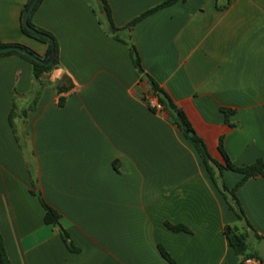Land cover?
<instances>
[{
  "label": "crops",
  "instance_id": "obj_1",
  "mask_svg": "<svg viewBox=\"0 0 264 264\" xmlns=\"http://www.w3.org/2000/svg\"><path fill=\"white\" fill-rule=\"evenodd\" d=\"M107 1L118 37L98 0L43 1L33 21L55 36L61 64L26 120H15L18 134L11 112L15 102L33 105L37 84L30 62L0 57V233L11 263L239 264L225 228L251 230L170 113L146 101L145 90L158 98L125 41L214 158L224 163L222 138L235 164L251 165L264 161V0H179L132 28L167 0ZM27 2L0 0V41L43 59L48 45L21 28ZM58 85L70 89L59 93ZM224 175L231 189L242 179ZM39 194L77 252L45 222ZM237 195L264 236V177ZM249 243L264 264V240L251 233Z\"/></svg>",
  "mask_w": 264,
  "mask_h": 264
},
{
  "label": "trees",
  "instance_id": "obj_2",
  "mask_svg": "<svg viewBox=\"0 0 264 264\" xmlns=\"http://www.w3.org/2000/svg\"><path fill=\"white\" fill-rule=\"evenodd\" d=\"M44 0H39L36 7L33 9L31 14L28 17V24L29 26L37 31L38 33H33L29 31L25 26H24V18L26 13L29 10V7L33 0H28L27 4L25 5L22 14H21V28L22 31L25 35L32 37L42 43H45L48 45V52L47 55L43 58L44 60H47L49 56L52 53V40L55 43V52L56 56L54 60L52 61L51 64L49 65H42L33 59L29 58L27 55L17 52V51H12V52H7V53H2L0 54V57L2 56H19L26 61L30 62L33 67V76L34 80L37 84V91L35 95V99L33 102V105L29 108H20L18 104L15 102L14 109L11 112L10 115V121L15 129V131H18V128L16 129V119L20 120H26L28 112L32 110L38 100V97L45 86V84L48 83L47 77L50 76L55 70H57L60 67V57H59V44L55 38V36L43 29L37 26L34 21L33 17L41 4L43 3ZM101 3V8L102 11L104 12L108 23L110 30L112 31V34H114L116 37H118L116 34L117 32L123 30V29H118L113 20L112 16V10L111 7L108 3L107 0H98ZM179 0H167L163 2L162 4L148 10L147 12L143 13L140 17L135 19L133 22L129 24L127 28H132L134 25L142 21L143 19L147 18L148 16L154 14L155 12L169 7L175 3H177ZM185 1V0H184ZM125 43L129 46L131 56L133 59V63L135 65V68L137 69L139 75L142 76V78H146L152 86V90L154 95L158 98L160 104L163 106L165 110H167L174 123L178 126L180 129L181 133L183 134L184 138L195 148L196 152L198 153L205 169L207 170L208 174L210 175L212 181L216 185V187L220 190V192L223 194L225 201L227 202L228 207L235 213V215L238 217V219L242 222L245 223V225L251 230V232H243L238 226H231L228 225L225 228V234L227 236L228 243L230 247L233 249L235 254L239 257L242 258V261L239 264H244L245 259L247 258H255L258 260H261L256 253L252 251V248L249 243V238L251 236V233L255 235L258 239L264 240V236L260 235L255 229L252 227L250 222L247 219V216L245 214V211L242 207V204L238 198L237 191L238 189L243 186L250 178H255L258 176L264 177V161L263 159H258L254 164L247 165V166H238L235 164L229 154L227 153L223 139L221 138L220 144H219V151L222 154L224 158V163L221 161L217 160L212 156V154L209 151V148L207 146V143L205 140L197 133L196 129L194 128L191 120L187 116L186 112L178 106L170 97V95L160 87L158 83H156L150 76L146 75L142 66V60L139 54L138 49L134 45V43L130 41H125ZM9 46H20L23 48H26L29 50L32 54L35 56L41 58L38 54H36L34 51L31 49L19 45V44H7L3 43L0 41V48L3 47H9ZM42 59V58H41ZM67 80V79H65ZM70 89V86H57V90L59 93L67 92ZM64 102V98L61 97L60 104ZM152 108V107H151ZM153 110H156L152 108ZM232 111H227L225 110V113L228 115ZM18 134V132H17ZM225 170H231L234 172H237L242 175V179L237 183V185L234 188H229L227 185L226 179L224 172ZM44 209H45V222L49 225H54L57 227L61 233V236L65 243L69 246V248L75 252L78 251V248L75 247L71 243V237L68 231L62 226L61 224V215L60 213L55 210L53 207H51L49 204L45 202V200L42 198V196L39 194L38 195ZM174 231H185L187 230L184 226H170ZM164 255L168 258V255L164 253ZM0 264H12L6 251L5 243L3 236L0 233Z\"/></svg>",
  "mask_w": 264,
  "mask_h": 264
},
{
  "label": "water",
  "instance_id": "obj_3",
  "mask_svg": "<svg viewBox=\"0 0 264 264\" xmlns=\"http://www.w3.org/2000/svg\"><path fill=\"white\" fill-rule=\"evenodd\" d=\"M39 0H33V2L31 3L28 12L25 15L24 18V26L31 32L33 33H38L37 31H35L34 29H32L29 24H28V17L31 14V12L33 11V9L36 7L37 3ZM12 51H17L20 53H23L25 55H27L29 58L33 59L34 61L42 64V65H49L52 63V61L54 60L55 56H56V52H55V43L52 40V53L49 56V58L47 60L41 59L37 56H35L34 54H32L29 50H27L26 48L20 47V46H9V47H3L0 48V54L2 53H7V52H12Z\"/></svg>",
  "mask_w": 264,
  "mask_h": 264
},
{
  "label": "built area",
  "instance_id": "obj_4",
  "mask_svg": "<svg viewBox=\"0 0 264 264\" xmlns=\"http://www.w3.org/2000/svg\"><path fill=\"white\" fill-rule=\"evenodd\" d=\"M151 107L158 110L162 111L164 108L160 104L159 100L156 99V101L151 102ZM244 264H263L261 260L255 259V258H247L244 261Z\"/></svg>",
  "mask_w": 264,
  "mask_h": 264
},
{
  "label": "rangeland",
  "instance_id": "obj_5",
  "mask_svg": "<svg viewBox=\"0 0 264 264\" xmlns=\"http://www.w3.org/2000/svg\"><path fill=\"white\" fill-rule=\"evenodd\" d=\"M144 97L149 105H151V102L156 101V98L152 96L151 92H148L147 90L144 92Z\"/></svg>",
  "mask_w": 264,
  "mask_h": 264
}]
</instances>
